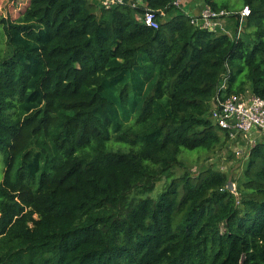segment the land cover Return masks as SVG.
<instances>
[{"label":"trees","instance_id":"obj_1","mask_svg":"<svg viewBox=\"0 0 264 264\" xmlns=\"http://www.w3.org/2000/svg\"><path fill=\"white\" fill-rule=\"evenodd\" d=\"M173 1L0 17V264H264V138L239 178L174 174L183 152L230 143L216 97L264 100V0H203L232 13L228 34ZM144 10L165 14L157 29Z\"/></svg>","mask_w":264,"mask_h":264},{"label":"built area","instance_id":"obj_2","mask_svg":"<svg viewBox=\"0 0 264 264\" xmlns=\"http://www.w3.org/2000/svg\"><path fill=\"white\" fill-rule=\"evenodd\" d=\"M101 7L110 9L115 6L129 5L132 8L144 7L141 0H97ZM173 5L182 10L183 0H174ZM227 11H213L208 7L202 8L198 13L186 15L190 18V24L199 29L215 32L217 30L229 33L224 26V19L231 16ZM236 14V13H234ZM165 14L161 11L144 10L142 17L138 19L146 27L157 29L158 19ZM249 15L247 7L239 12V34L242 20ZM223 79L219 91L225 90ZM209 118L229 137L230 143L251 145L264 138V100L244 93L231 95L226 98L216 97L209 111Z\"/></svg>","mask_w":264,"mask_h":264},{"label":"rangeland","instance_id":"obj_3","mask_svg":"<svg viewBox=\"0 0 264 264\" xmlns=\"http://www.w3.org/2000/svg\"><path fill=\"white\" fill-rule=\"evenodd\" d=\"M144 5V0H141ZM233 5V9L230 12L239 10L240 0H229ZM25 4V0H0V17H12L14 18L17 10L22 8ZM182 13H189L190 15L198 13L204 6H206L203 0H183ZM94 11H96L94 9ZM164 19V16L160 17V20ZM262 142V141H261ZM264 142V141H263ZM236 144L228 143L223 145L219 149H215L212 154H205L203 152H183L181 156L182 168H176L174 174L179 176L183 171H187L193 175L198 174L204 169L211 168L213 170H219L226 173L229 179L239 178L245 168V164L248 158L250 149L256 144L250 143ZM2 157L0 156V181L3 174ZM233 190H235V184ZM160 189V185H157L155 193ZM153 192L151 196L155 197Z\"/></svg>","mask_w":264,"mask_h":264},{"label":"water","instance_id":"obj_4","mask_svg":"<svg viewBox=\"0 0 264 264\" xmlns=\"http://www.w3.org/2000/svg\"><path fill=\"white\" fill-rule=\"evenodd\" d=\"M227 187H228V190H230V191L233 190V185L231 184V182L227 183Z\"/></svg>","mask_w":264,"mask_h":264},{"label":"crops","instance_id":"obj_5","mask_svg":"<svg viewBox=\"0 0 264 264\" xmlns=\"http://www.w3.org/2000/svg\"><path fill=\"white\" fill-rule=\"evenodd\" d=\"M227 24H228V26L230 27L231 21H228V23H227Z\"/></svg>","mask_w":264,"mask_h":264}]
</instances>
